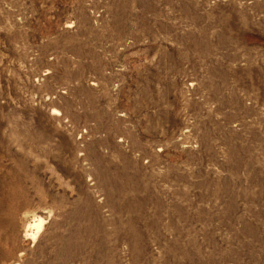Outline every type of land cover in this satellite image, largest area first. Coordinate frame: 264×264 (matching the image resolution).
I'll use <instances>...</instances> for the list:
<instances>
[{"label":"rangeland","instance_id":"374dc122","mask_svg":"<svg viewBox=\"0 0 264 264\" xmlns=\"http://www.w3.org/2000/svg\"><path fill=\"white\" fill-rule=\"evenodd\" d=\"M0 264H264V0H0Z\"/></svg>","mask_w":264,"mask_h":264},{"label":"bare ground","instance_id":"6f19581e","mask_svg":"<svg viewBox=\"0 0 264 264\" xmlns=\"http://www.w3.org/2000/svg\"><path fill=\"white\" fill-rule=\"evenodd\" d=\"M40 225H41V222H40Z\"/></svg>","mask_w":264,"mask_h":264}]
</instances>
